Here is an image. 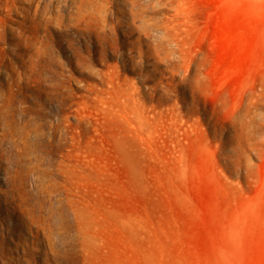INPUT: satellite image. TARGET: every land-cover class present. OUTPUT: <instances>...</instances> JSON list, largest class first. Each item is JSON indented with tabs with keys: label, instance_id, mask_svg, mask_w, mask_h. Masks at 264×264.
I'll use <instances>...</instances> for the list:
<instances>
[{
	"label": "rangeland",
	"instance_id": "rangeland-1",
	"mask_svg": "<svg viewBox=\"0 0 264 264\" xmlns=\"http://www.w3.org/2000/svg\"><path fill=\"white\" fill-rule=\"evenodd\" d=\"M0 264H264V0H0Z\"/></svg>",
	"mask_w": 264,
	"mask_h": 264
}]
</instances>
